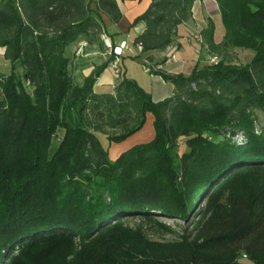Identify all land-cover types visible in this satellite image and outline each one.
Listing matches in <instances>:
<instances>
[{
    "label": "trees",
    "instance_id": "1",
    "mask_svg": "<svg viewBox=\"0 0 264 264\" xmlns=\"http://www.w3.org/2000/svg\"><path fill=\"white\" fill-rule=\"evenodd\" d=\"M93 1L0 0V50L11 65L0 76V264H264V182L243 175L264 169V0H216L225 37L215 42L210 21L202 45L220 61L189 75L151 69L175 86L161 102L124 70L114 93L94 91L118 57L110 37L109 60L75 82L67 47L82 35L104 45L101 14L123 17L117 0H96V11ZM151 1L132 26L146 24L134 41L142 54L170 47L204 0ZM236 48L253 60L235 64ZM149 113L155 138L111 161L97 133L124 141ZM184 137L190 150L177 169L172 153ZM201 198L189 239L160 244L123 227L157 211L187 221Z\"/></svg>",
    "mask_w": 264,
    "mask_h": 264
},
{
    "label": "crops",
    "instance_id": "2",
    "mask_svg": "<svg viewBox=\"0 0 264 264\" xmlns=\"http://www.w3.org/2000/svg\"><path fill=\"white\" fill-rule=\"evenodd\" d=\"M117 2L123 16L121 21L115 23L108 15L103 13L99 20L105 29V35L112 39L116 53H120L119 63L115 65L112 62L98 78L94 86L96 93H114L121 81L120 70H124L127 78L136 81L141 88L151 94L155 102L164 101L174 96L175 86L162 76L151 74L147 70L145 62L149 61L150 58L151 61L149 62L166 74L189 75L197 66L202 68L209 64L206 59L210 57V54L206 47H203L201 39L202 31L208 27L210 21L214 22L216 28L215 42L219 44L224 40L226 32L218 2L216 0L197 1L192 10V20L179 26L178 35L170 47L166 50L142 54L134 45V41L144 33L146 24L142 22L137 26H132L135 20L149 9L152 1L117 0ZM91 7L93 10H97L96 0L93 1ZM85 43L87 45L83 48V53L77 55L78 48ZM249 52L251 54H249V57L247 56L248 60L243 64H249L253 60L254 52ZM110 54L111 49L106 48L101 40H93L87 35L80 36L77 41L67 47L65 52L66 57L70 60L74 80L80 86L84 85L86 79L98 66L109 60ZM137 56H141L139 61L132 60L133 57ZM120 58L123 60L121 61ZM236 62L238 61L236 60ZM240 63L242 64V61H239ZM147 120L151 122V128L148 127L149 130L142 136L143 139L136 140L128 149L149 143L155 138V128H153L155 117L149 113L147 114ZM142 131L143 129L137 135ZM122 149H115L112 157H115ZM121 152H124V150Z\"/></svg>",
    "mask_w": 264,
    "mask_h": 264
},
{
    "label": "rangeland",
    "instance_id": "3",
    "mask_svg": "<svg viewBox=\"0 0 264 264\" xmlns=\"http://www.w3.org/2000/svg\"><path fill=\"white\" fill-rule=\"evenodd\" d=\"M104 45L106 46V48L111 49L107 46L105 41H104ZM249 51H251V50L247 51L245 49H239V48L233 49L229 52V54H228L229 58L228 59H231L234 63L237 60L238 62H236L235 64H239V61L240 62L242 61V65H245V63L243 64V62L248 60L247 56L249 57V54H251V52H249ZM4 52H5L4 49L0 50V76L8 75L11 71V65L6 60ZM210 56L214 57L215 55H210ZM132 60L139 61L138 59H132ZM206 61L209 64H211L210 58H207ZM219 61H220V58H219ZM257 114H258L257 127L259 130H262V129H264V111H258ZM150 123H151L150 121L146 120V123L143 127L142 133H140L139 135H137V133H136V134L130 136L129 138H127L126 140L121 141V142H111L109 140V136L107 134H104V133L98 132L97 136L100 139L103 147L107 150L109 159L111 161L115 162L118 160V158L124 152H126L128 147H130L133 144V142H135L136 140L138 141L140 138L143 139L142 136H144L148 132V130H149L148 127L151 128ZM106 130L108 131V133L110 135H113L114 132L112 130L108 129L107 127H106ZM123 131L124 130L119 129L118 133H122ZM63 135H64V131H61L59 133V135L57 136V138L54 139L53 147L55 149L60 144ZM234 137H235L234 141L237 144H242L243 141L245 140V137H243L241 134H238ZM130 138H132V139H130ZM187 140H188V138H185V137L180 138L177 142L178 143L177 149L175 151H173V153H172V155L174 157L175 167L177 169L179 168V165H180L181 155L190 150L186 144ZM133 147H135V146H133ZM117 148L118 149L123 148L121 151L124 150V152L120 151L121 152L120 155H119V153H120L119 152L115 157H112L114 150ZM132 148H130V149H132ZM130 149H128V150H130ZM243 175H252V178L255 181H257V184L264 182V169H259L257 171H254L253 169H246L243 172ZM193 203H192V201H190L188 203L189 207H191L193 205ZM202 203H203V198H201L199 200V202L196 204L195 208L191 212V215L189 216V219L187 221H184L182 219H176V218L170 217V216H165L164 214L157 211V212H154L153 215L147 216V217H144V216L130 217L128 220H125L123 222V227L132 233H140V234L144 235L148 240H150L152 242L160 243V244L179 242L185 238L189 239L190 237H193V235L196 233L197 227L200 226V221L202 218L200 217L199 214L202 212V210L205 209V206H206L205 203H203V204ZM74 249H77V250H75V252H78L79 246L75 245ZM75 255H76V253H73V254L71 253L70 256L67 258V260L69 262L74 261ZM243 262H245L246 264H253L246 259H244Z\"/></svg>",
    "mask_w": 264,
    "mask_h": 264
},
{
    "label": "built area",
    "instance_id": "4",
    "mask_svg": "<svg viewBox=\"0 0 264 264\" xmlns=\"http://www.w3.org/2000/svg\"><path fill=\"white\" fill-rule=\"evenodd\" d=\"M103 40L105 41V43L107 44V46L109 47V48H112V42H111V39L108 37V36H106V35H104L103 36ZM201 43H202V39H201ZM87 44L85 43V44H83L82 46H80L79 48H78V50H77V55H81L82 53H83V48L86 46ZM137 48L142 52V46L141 45H137ZM117 54V58H116V60H115V62H114V64L115 65H118V63H119V56H120V53H116ZM210 58V63L211 64H217L218 62H219V58L217 57V56H214V57H209ZM145 66H146V68H147V70L150 72V70L151 69H157L155 66H153V64L152 63H150L149 61H147V62H145ZM159 69V68H158ZM151 73V72H150ZM242 135V134H241ZM243 136V135H242ZM244 137V136H243ZM244 258H247L246 256H244Z\"/></svg>",
    "mask_w": 264,
    "mask_h": 264
}]
</instances>
